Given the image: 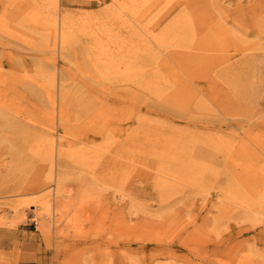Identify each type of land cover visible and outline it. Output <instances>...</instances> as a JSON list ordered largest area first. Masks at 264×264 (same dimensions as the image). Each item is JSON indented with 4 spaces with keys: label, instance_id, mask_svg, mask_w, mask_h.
<instances>
[{
    "label": "rangeland",
    "instance_id": "rangeland-1",
    "mask_svg": "<svg viewBox=\"0 0 264 264\" xmlns=\"http://www.w3.org/2000/svg\"><path fill=\"white\" fill-rule=\"evenodd\" d=\"M32 1L0 0V241H11L0 264H17L20 233L42 243L48 264H264V0H183L154 27L175 1L162 0L140 16L153 26L138 31L148 50L122 25L149 0H57L79 25L63 50L32 19ZM184 15L195 34L181 43L171 28ZM125 102L149 110L154 143H173L194 173H154L124 192L70 161L61 170L73 185L86 180L83 199L67 187L62 212L51 197L50 213L32 207L49 190L36 188L47 172L37 175L28 151L54 131L53 116L63 150L81 151L72 132L101 130L90 115Z\"/></svg>",
    "mask_w": 264,
    "mask_h": 264
},
{
    "label": "bare ground",
    "instance_id": "bare-ground-1",
    "mask_svg": "<svg viewBox=\"0 0 264 264\" xmlns=\"http://www.w3.org/2000/svg\"><path fill=\"white\" fill-rule=\"evenodd\" d=\"M149 1L140 7L131 6L128 13L130 15L129 22L125 21L122 25L126 34L132 38L133 43L136 41L140 43L139 30L149 37L153 27L151 23L140 27V16H146L162 2V0H154L152 3ZM43 2L41 0L31 2L33 6L32 19L35 21L44 19L46 33L53 38L55 44L60 45L61 50L67 49L74 40L79 25L60 11L57 0H51L49 3L47 2L48 4ZM182 2L183 0H175L173 3L170 2L162 7L154 27L162 24ZM26 6L30 5L27 4ZM23 9L24 7H20L19 11H23ZM189 21L188 16L184 15L183 18L177 20V26L171 28L180 37L181 43L187 42L191 37L193 39L195 34L193 25ZM140 45L148 50L143 42ZM59 93H63L62 89L59 90ZM148 114L149 110L137 102L119 103V107L116 109L103 107L90 115L89 122L92 117V120L100 121L99 123L103 124L104 129L102 126L101 130L92 129L88 131L87 127L85 128L86 123L79 125L77 130L72 132V141L86 142L81 151L63 150L64 145L69 141L61 135V128L56 123L57 118L53 116L51 121L54 125L52 126L54 131L48 133L47 137L36 140L35 151H28L29 155L35 159L37 175L42 178V175L47 172V182H41L36 188L48 186L46 190H49V193L40 202L34 201L32 207L38 205L37 207H40L43 212L50 213L48 198L51 197L56 205L55 212H62L68 207L70 201L66 198V195L70 196V194L65 193L67 187L76 190L74 200L83 199L87 193L86 180L73 185V180L61 170V166L70 161L77 163L87 171L94 182L121 188L124 192L138 179L142 180L148 187L154 173L167 179L179 176L188 178L192 175L194 172L184 159H181L180 152L175 151L176 148L172 146L173 143H163L162 145L154 143L152 123ZM55 124L58 128H55ZM111 128L113 134L108 136L105 142L97 143ZM174 162L181 163L183 169L174 168ZM158 184L160 191L164 192L168 189L166 182ZM29 204V202L25 203V205ZM112 209L115 211L113 204L104 208L106 211H112ZM102 210L100 209V211ZM58 222L60 224L58 220L56 225ZM43 228L46 232L47 229L44 225ZM109 244L111 246L119 245L117 239L110 240Z\"/></svg>",
    "mask_w": 264,
    "mask_h": 264
},
{
    "label": "crops",
    "instance_id": "crops-1",
    "mask_svg": "<svg viewBox=\"0 0 264 264\" xmlns=\"http://www.w3.org/2000/svg\"><path fill=\"white\" fill-rule=\"evenodd\" d=\"M18 251L16 252L17 264H48L49 255L47 250L43 247L42 243H37L36 240L27 239L26 237L20 238ZM26 236V232L23 233ZM11 241L9 239H2L0 241V250L9 252Z\"/></svg>",
    "mask_w": 264,
    "mask_h": 264
}]
</instances>
